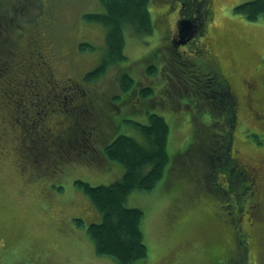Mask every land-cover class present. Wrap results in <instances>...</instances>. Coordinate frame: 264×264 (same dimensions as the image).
Wrapping results in <instances>:
<instances>
[{
  "label": "rangeland",
  "instance_id": "374dc122",
  "mask_svg": "<svg viewBox=\"0 0 264 264\" xmlns=\"http://www.w3.org/2000/svg\"><path fill=\"white\" fill-rule=\"evenodd\" d=\"M203 1L193 0V4ZM243 1L247 0H208L207 8L203 6L202 28L180 38L177 29L183 28L182 21L193 25L192 20H179L185 1L152 2L153 33L137 37L127 31L125 60L111 64L98 80L83 84L84 73L99 63L105 47L104 28L82 17L103 10L99 0H0V19L8 17V28L3 31L13 41L2 45L11 58L0 76V264H117L97 255L86 227L77 225V218L88 224L100 221L101 214L74 181L98 185L120 178L123 166L105 159L103 146L119 134L140 141L142 135L133 122L146 123L152 112L169 124V163L154 189L134 190L125 198L126 206L144 212L141 227L147 255L136 264H264V222L259 218L264 213V19L250 21L235 13L233 7ZM185 8L192 14L191 7ZM85 42L93 48L81 50ZM37 51L44 64L35 59ZM208 68L224 76L238 97L231 158L238 165L256 168L258 178L261 210L250 223L243 213L239 226L248 241L244 240L247 244L240 252L228 246L235 225L231 205L249 206V191L254 186L239 196L235 192L226 196L215 184L219 174L211 170V157L204 152H210L221 135L226 137L228 128L221 129V115L211 112L214 116L207 117L206 98L197 91L195 74L200 72L204 83L205 74L211 72ZM44 71L49 76H42ZM123 73L132 77V91L137 94L121 91ZM249 82L255 84L254 90L258 88L256 94L247 88ZM144 87L152 88L151 96L140 94ZM36 88L50 97L53 91L59 95L77 91L70 105L76 102L78 109L94 117L90 124L96 132L95 151L57 145L77 122L82 121L85 129L88 123L60 113L58 109L64 108L56 98L51 99L55 109L51 116L45 112L40 118L33 117L31 101ZM250 92L257 95L252 108L247 99ZM23 105L29 115L18 110ZM22 118L35 124L33 136H21L20 127L27 123ZM192 138L197 145L195 154L183 152ZM74 141L80 139L74 137ZM47 147L60 148L61 154L45 161V155L37 158V152ZM192 160L198 182L188 177L194 172ZM228 171L237 172L230 167ZM204 188L217 191L218 196L211 198ZM220 199H226L220 203L229 207L220 206L216 215L213 211Z\"/></svg>",
  "mask_w": 264,
  "mask_h": 264
},
{
  "label": "trees",
  "instance_id": "16d2710c",
  "mask_svg": "<svg viewBox=\"0 0 264 264\" xmlns=\"http://www.w3.org/2000/svg\"><path fill=\"white\" fill-rule=\"evenodd\" d=\"M154 1L158 0H99L103 10L87 12L82 15L86 21L100 24L105 30L104 52L99 63L84 73L82 77L83 84L98 80L111 64L119 63L125 60L123 48L125 44V33L127 31H131V33L137 37L142 35H151L153 33V20L151 17L150 7ZM184 1L185 2L182 3L184 8H181L179 20L183 19V16L185 15L187 17L186 19L190 21L192 20L194 25L193 29L199 30L202 25L203 17L206 15L205 8L208 6V4L206 5L208 0H204L202 5L200 2L193 4V0ZM169 3H166L167 7ZM186 5L187 7H191L192 14H190L185 8ZM204 5H206L205 8L203 7ZM233 11L250 21L257 20L258 18L264 19V0H247L240 2L233 7ZM193 12L197 13V16H194ZM2 17L0 19V32L3 33V30L8 28V17L4 16L3 21ZM2 33H0V76L6 73L7 68L5 67L11 58L9 52H7L2 45L9 43V41L10 43H13V41L8 37V33ZM85 48L92 49L93 47L91 44L85 42L80 45V49L84 50ZM36 54L38 56H36L35 59L44 64L43 61H41L42 59L40 60L39 57L41 53L37 51ZM21 66L23 65L21 64ZM207 71H211V69L208 68ZM206 75L207 77H205ZM42 76H49L48 72L44 71ZM205 76L204 83L202 82L203 77L201 76L199 78L197 77L199 83H195L196 85L198 84L197 88L201 89L200 91L204 96L209 95L211 98L210 100L205 99L206 104L208 105L207 108H209L205 114L208 118L214 116L211 112L217 116L221 115V129H228L225 130L226 137L221 135L218 140H220L221 145H229L230 140L228 141L227 136H229V133L235 129H233V127L235 126L236 118L238 117L237 107H239V101L237 95L234 92L233 86L229 84V81L224 76H218L212 71L210 74L207 72ZM132 80L133 79L129 74H122L119 79V86L122 92H129V94L132 93V88L135 86V83H132ZM76 86H78V84H76ZM257 86H260V84H257ZM248 87L249 86L247 85V88ZM81 91L84 92L83 89H81ZM257 91L258 88L256 87L254 93L256 94ZM152 93L153 90L151 87L140 88V94L144 97L148 95L151 96ZM76 94V90L71 91L70 89L67 90L66 93L61 91L60 95L59 92L53 91V94L50 97L48 94L44 96L39 92V89L36 88L34 90V97L31 101L33 105L32 112H34L33 117H36L37 115L38 118H40L45 112L51 116L52 112L55 111L51 99L56 98L60 99V106L64 108L58 109L60 113L70 116V120H75V117L77 116V119H86L88 129L94 131L93 126L90 124L92 120L94 121V117H89L88 110H84V108L78 109V104L76 102H71L74 105H70L69 100H73ZM58 96H60V98H58ZM18 110L20 112L26 111L28 115L30 112L25 106L23 109L20 108ZM22 119L27 122V118ZM133 123L142 135V139L140 141L130 135L119 134L113 138L109 144H105L102 150V156H104L105 159L107 157L108 159L120 163L123 166L124 171L120 178L109 184L98 185H91L90 183L80 179L74 181V186L82 191L94 208L101 214L100 221H93L88 224H84L81 218H77V225L80 227H86L87 234L94 244V250L97 255L107 256L117 264H136L147 255V247L144 243L141 227L144 212L139 207L126 206L124 203L125 198L134 190L150 192L154 189L162 179L164 169L169 163V156L166 148L169 134V124L166 122L165 118L162 115L152 112L148 114V121L146 123ZM82 124V121L79 125L77 122L76 126L73 125V127L69 128L68 131L62 135V140L59 141L57 145H65L68 149L80 150L82 152L89 149L87 145L92 148L94 146L92 143L93 138L91 134L88 133L89 130L85 129ZM21 125L22 123L20 126ZM34 128L35 124L31 125L27 122L20 127V132L21 130L24 132L23 134L21 133V136L26 137L29 134L33 136L36 132L34 131ZM75 131H77L76 136ZM82 136H85L84 138H86V140H82ZM74 137L79 138L80 141H76V143L74 141ZM23 140L24 139H22V141ZM81 140L84 144L81 143ZM26 144L29 148L30 146H28L27 142ZM220 144H214V147L212 146L210 148V152H208V154L212 155L215 153L214 149L218 150V152L211 157L214 165L210 168L212 171L216 172L217 175H222V171L229 174L230 172L228 171V168L232 167L236 169V162L232 160L229 148H227V146L226 148L225 146L223 148ZM196 146L195 140L192 138L183 152L185 151V153H188L190 150H195ZM91 148L90 150H92ZM43 149L37 152L40 155H38L37 158H40L41 155H45L44 161L53 156L57 157V153L61 154L60 148L59 150H50V147H47L44 151ZM183 152H180L178 157ZM217 157L222 158V161L218 162ZM47 165H51V163H48ZM192 168L194 171L193 174L187 175L189 178L198 182L199 176L197 178L194 177L195 174H198V171L193 160ZM204 190L211 198L218 196V192L215 190H210V192L209 189L204 188ZM213 212L216 215L220 214L219 208H215ZM253 212L258 214L257 206L253 207ZM256 213L255 216L257 215ZM239 228L240 226L237 224L234 225V228L232 227L234 236L231 238V242L228 246L232 244V248H235V250L240 252V247H242L244 243L247 244L244 240L248 241V234H246V232L243 234L244 230ZM261 236L262 232L259 235L260 240ZM261 250L262 248L259 249L260 252Z\"/></svg>",
  "mask_w": 264,
  "mask_h": 264
},
{
  "label": "flooded vegetation",
  "instance_id": "af4514ba",
  "mask_svg": "<svg viewBox=\"0 0 264 264\" xmlns=\"http://www.w3.org/2000/svg\"><path fill=\"white\" fill-rule=\"evenodd\" d=\"M183 19H186V18H183ZM179 25H181L180 22H179ZM193 27H194V25H192V31L191 32H192V34H195V29H193ZM178 31H179V26H178L177 32ZM189 35H190V33L188 32V36ZM177 38H179V34L178 33H177ZM172 41H173V44L175 46L174 38H173ZM210 73L211 72H208V74H210ZM195 75H198V78L201 76L200 72L196 73ZM198 78H197V80H198ZM255 84L257 85L258 82L256 81ZM255 84L249 82L248 86H249V88H251V90H253ZM200 90L201 89L197 88V91L201 92ZM132 93L133 94H137V92L135 90L132 91ZM235 94H236V92H235ZM256 97H257V95L252 94V92L247 94V99L249 100V107L250 108H252V105H253L252 102H253V100H255ZM205 98L209 99V100L211 99L209 97V95L205 96ZM237 122H238V117L236 118V124L233 127V129L236 128ZM92 126H93V128H95L94 124ZM234 130L229 133V136H227L228 137V141L230 140V143L228 145L229 146V152L231 150H233L232 146H231L232 145L231 142H232V138H233V135H234ZM88 133L91 134V136L93 138V141H94V136L96 135V132L92 131V130H89ZM84 137L85 136H82L81 139L83 138L82 140H86V138H84ZM82 140H81V143L84 144L82 142ZM217 142H218V144H220L219 140ZM84 147H85V145H84ZM87 147L89 149L91 148V146H89V145H87ZM91 149L95 150V147L93 146ZM214 151H215V153L218 152V150H215V149H214ZM233 152H235V151L233 150ZM204 153H205L206 157H208V156L212 157L213 155H215V153H213L212 155L208 154V152H206V151ZM217 158H219V157H217ZM232 160H234L233 157H232ZM210 161H211L212 165H214V162H213L212 158H211ZM235 165H236V169L237 170L232 168V167H231V170L234 169V171H237V173L234 172V173L227 174V173L222 171V175H218V178H217V181H216L215 184H218L217 187L221 188V191L226 193V196L228 195L229 192H235V195L239 196L241 194H244L246 191L250 190L252 186H254L253 189L251 191H249V196H250V202H249L250 204H249V206H237V205L234 206V205H231V207H232V211H231V213H232V222H234L235 224L239 225L241 223L242 218H243V213L247 216L246 219H248V223H250V218L255 216V213L253 212V207L257 206L258 212L260 213L261 200L257 196V193H258V190H257V186H258L257 179L258 178L254 174L256 172V168H253V167L252 168H248L247 166H243V165H242L243 166L242 167L241 165H238V164H235ZM225 200L226 199L218 200V203H217L218 205H215V207H217V209L220 208V206L222 208L229 207L227 205H223V202ZM255 200L258 201V205H256V203H254ZM220 201H223V202L220 203ZM247 207H250L252 210H250V211L246 210ZM224 215H221L220 217L223 218ZM259 218H261L260 219L261 222H264V213H261V217L259 216Z\"/></svg>",
  "mask_w": 264,
  "mask_h": 264
},
{
  "label": "water",
  "instance_id": "95a60500",
  "mask_svg": "<svg viewBox=\"0 0 264 264\" xmlns=\"http://www.w3.org/2000/svg\"><path fill=\"white\" fill-rule=\"evenodd\" d=\"M182 24L185 26V29H186V31L188 30L187 28H188V25H187V23L185 22V21H182ZM184 29V27L183 28H180L179 29V35H181V33L183 32V30H185Z\"/></svg>",
  "mask_w": 264,
  "mask_h": 264
}]
</instances>
